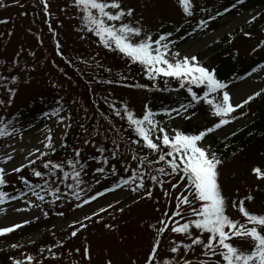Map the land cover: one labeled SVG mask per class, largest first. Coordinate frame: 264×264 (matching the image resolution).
Returning a JSON list of instances; mask_svg holds the SVG:
<instances>
[{
  "label": "snow or ice",
  "instance_id": "1",
  "mask_svg": "<svg viewBox=\"0 0 264 264\" xmlns=\"http://www.w3.org/2000/svg\"><path fill=\"white\" fill-rule=\"evenodd\" d=\"M244 2L245 0H234L229 7H224L222 12L212 13L205 7L197 9L195 0H178L185 23L188 22V18L194 17L197 11L206 16L196 21L192 32L209 28V21H214L224 13L243 5ZM40 3L46 17L44 22L55 38L57 34L52 24L50 2L40 0ZM14 4L21 8L24 7L21 0H14ZM8 6L4 0H0V7ZM71 7L78 9L80 13L81 26L77 28V31L83 33L81 39L88 34L97 37V43L104 49L120 56L130 66L138 64L143 70L145 79L152 82L151 86L144 83L124 84L123 86L145 90L155 88L158 92H178L184 89L187 98L177 107L162 106L159 110H154L149 103H144L142 115H137L134 110L130 109L127 102H120L117 106L116 100H109L108 96H111L109 93L108 96L103 97V103L115 117L126 123V128L117 129L109 145L106 143L109 137L104 132L100 129L90 130L81 123L79 127L85 136L79 139V146L73 147V155L66 160L53 161L46 157L54 155L58 148L67 151L69 148L67 129L72 127L71 123H66L71 120L70 116L59 115L64 111V107L58 101L59 107L43 115L44 117H58L57 123L63 125L65 129L61 136V143L57 146L52 130L48 129L45 140L41 142L45 150L35 148L29 151L24 157L26 162H21L10 170L0 167V205L7 201L23 200L26 207L16 208V211H27L35 207L47 218L49 213L41 207L43 203L55 204L59 201L63 204L65 200L75 201L74 208L83 209L97 201L98 198L104 197L106 193L127 189L134 195L132 202L138 204L144 200L156 199L154 189L158 186L169 207L161 213V217L155 223L147 224V228L152 232V238L144 264H264V213H253L246 207V202H252L255 199L252 193L237 199H230L223 194L219 176L224 160L210 143H206L209 134H215L217 130L237 120L239 118L235 115L237 109L244 108L256 98L264 95V89L254 91L239 103L234 104L227 90L228 84L218 79L215 68L210 69L205 66L195 54L181 55L179 50H173L177 40L184 39L183 35L174 37V33L181 32L180 27L156 33L146 30L143 16L138 18L135 9L132 6L123 5V0H71ZM260 15L261 13L257 12L246 20V23L251 24ZM6 23H8L7 20H0V24ZM164 26V22L161 21L159 27L164 28ZM11 34L8 33V35ZM243 34L246 37L251 35L250 32ZM185 35H190V33H185ZM260 45H264V41H261ZM55 48L56 54L71 65L72 61L64 56L59 40L56 41ZM29 55H34V53H29ZM16 56L19 57L20 52L16 53ZM3 63L4 61L0 60V64ZM11 63L15 66L19 62L13 59ZM82 63L91 66L87 60H83ZM95 67L100 69L104 66L96 61ZM104 71L111 74L112 70L104 68ZM252 71L254 72L255 68ZM118 76L119 79L96 80V83L121 84L128 79L124 75L118 74ZM8 79L9 77L0 76V81L7 82ZM10 79L15 84L18 77L11 75ZM161 80H163V87L159 83ZM172 81L178 84V88L171 86ZM194 88L202 90L203 94H198ZM8 91L10 93L8 103H11V95H14L15 89L9 88ZM3 103L4 101L0 100V104ZM201 103L210 106L211 115L218 118L217 122L203 130L185 132L179 128H171L169 131L165 126L167 122L157 118L164 116L168 118V121L175 117L190 120L196 112L192 111L191 115L187 113ZM100 115L109 125L116 127L105 113L100 112ZM240 115L246 114L241 112ZM10 124L11 121L5 122L0 118V138L12 137L20 131L12 128L9 132ZM231 135L235 136L236 132H232ZM87 148L93 149L94 154H86ZM13 160L14 156L7 154L4 159L0 160V163L7 165ZM93 162L97 165L91 169L95 184L99 185L102 180H107L109 177L116 179L111 186L89 194L93 192V188L84 177L88 175L90 163ZM132 162H135V167L132 166ZM37 165L44 171L38 170ZM66 165L71 171L65 170ZM27 168H30L31 175L42 183L33 184L27 177L19 175ZM121 172L130 174L125 176ZM251 173L255 177L256 186L260 192H264V168L252 167ZM11 174H17V180L26 190H20L14 195L3 190L9 183L6 177ZM69 179L71 183L67 182ZM61 186L67 191L61 192ZM177 190H179L178 194ZM41 192L50 194L53 199L45 201V195ZM29 194L41 203H35L29 199ZM119 203V199H114V202L99 207L90 215L85 214L82 219L73 220L68 226L71 229L68 238H77L78 234L89 226L85 221L99 222L94 221V217L102 220L101 214L114 209ZM229 206L239 212L241 219H234L227 214ZM185 209H187V216ZM118 210L123 213L125 208L121 207ZM3 211L4 209L0 208V212ZM156 211L159 212L160 209L156 208ZM56 215L63 217L65 213L60 211ZM31 222L25 219L10 226H0V237ZM105 227L110 231L113 230L111 224H105ZM166 234H175L181 239L176 240L170 235L166 249L169 256L161 259V252L165 250ZM31 242L34 243V241ZM19 247L17 243L9 245L10 249ZM64 247L63 241H57L52 246L41 248L40 255L43 257L44 252H48L51 256L45 258L58 260L60 257L53 249ZM75 251L79 253L81 249L76 248ZM82 258L91 264L90 246L83 248ZM9 259L11 264H43V259L37 260L30 254H25L23 259L17 257ZM106 264H113V262L109 258ZM129 264H137V260L130 259Z\"/></svg>",
  "mask_w": 264,
  "mask_h": 264
},
{
  "label": "trees",
  "instance_id": "2",
  "mask_svg": "<svg viewBox=\"0 0 264 264\" xmlns=\"http://www.w3.org/2000/svg\"><path fill=\"white\" fill-rule=\"evenodd\" d=\"M233 2L234 0H213L209 5H204L203 2H200V7H205L212 13L216 11L222 12L224 7H229ZM262 5H264V0H245L243 5L237 6L236 9L224 13L214 21H209V28L203 31L192 32V27L195 26L196 21L202 16L206 18L204 13L197 11L196 16L188 18L187 23L184 22L185 18L183 17L179 24H168L167 27H164L159 32L174 27H180L181 32L178 34L174 33V37L180 35L184 36V39L177 40L175 45V47L181 46L199 33L207 34L218 28L223 18L226 16L235 15L244 10L254 9ZM63 10L64 22L63 20L58 22L57 35L61 38V48L66 54L64 56L72 61L71 65L56 54L54 38L50 42V39L47 42L44 41L46 34L53 35V33L48 30V26L44 22L46 17L42 13V8L39 10L37 6H34V8L31 7L30 12L25 11L24 13L32 17V21L28 26V31L39 41V45L34 46L20 43L17 45L13 56L7 61L2 60L0 57V60L4 61L3 64H0V76L9 77L7 82L0 81V100L4 101L3 104H0V118L5 122L11 121L8 128L9 132L12 131V128L29 130L37 123L51 118L52 116L44 117L43 113H51L53 109L60 106L57 103L60 101L63 104L64 110L67 109V115L71 117L69 123L72 124V127L69 129L67 136L69 148L67 151L58 148L54 155H50V157H46V159L50 158L53 161H61L73 155V147L79 146V139L85 136L83 130L79 127L81 123L90 130L100 129L104 132L105 135L109 137V141L106 142L109 143V145L111 138L116 135V130L126 128V123L120 121L118 117H115L111 110L108 109L107 105L103 103V97L108 96L109 93H111V96H108L109 100H116L117 106H119L120 102H127L130 109L134 110L137 115H142L144 103H149L154 110H159L162 106L177 107L179 103L185 102L187 93L184 89H180L178 92H158L155 88L145 90L123 86L124 84L135 83H144L151 86L152 82L145 79L143 70L138 64L130 66L120 56L104 49L97 43V37L88 34L84 39L80 38L81 35H83V33L77 31V28L81 26L80 13L78 9L71 7V0H67V2L64 3ZM260 13L261 15L256 21L251 24L248 23L244 29L239 28L236 30L233 33V38L220 40L215 43L213 46L216 47L211 56L208 57L209 53H207V51L202 53L208 57L203 62L205 66L210 69L215 68L217 70L218 79L227 83L228 86L233 85L236 80L240 79L246 73L251 72L253 68L257 69L264 67V45H260V42L264 41V10ZM67 20H71L76 28L74 32L75 38L73 40L68 37L65 31V22ZM244 32H250L251 35L246 37L243 34ZM185 33H190V35H185ZM260 34H262V36L259 37ZM2 36L3 41L6 39L10 40V37L7 35ZM252 39L256 41L253 45L254 48L251 47L247 53L242 54L236 50L239 43L235 42V40L245 42ZM77 46L80 49L75 48ZM38 48L41 49V52L44 51L45 55L38 52ZM253 49H256V51H253ZM18 52H20L19 57L16 56ZM29 53H34V55H29ZM46 55L49 56V58H47ZM93 58H95V60H93ZM13 59L18 60V65L14 66L11 63ZM83 60L89 61L91 66L82 63ZM96 61H99L104 67L97 69L95 67ZM50 66H52L64 80L62 86L49 82L39 87L40 90L38 92H33L28 95L22 94V90L27 89L28 86L42 76L41 74L47 71ZM104 68H111V74L105 72ZM23 73H26V80L20 82ZM118 74L127 76L128 79L121 84L113 83L109 85L96 83V80L110 78L119 79ZM11 75H16L18 77L15 84H13L10 79ZM159 83L160 86L163 87V80ZM171 86L173 88H178V84L175 81L171 82ZM9 88L15 89L14 95H11V103H8L10 98ZM262 89H264V86ZM194 90L198 91L200 95L203 94L200 89L194 88ZM85 109H87V111H85ZM192 111H195L196 115L190 120H184L183 131L185 132L203 130L210 116H212L210 106L203 103L198 104L195 109L189 110L187 115H191ZM100 112L105 113L116 127L113 128L109 125L108 122L101 117ZM241 112L246 115L254 114V116L244 125L232 131L236 132L235 136H232V132H230L224 137L208 136L207 138L210 139L209 143L212 145L213 149L217 151V154L224 160V164L220 168L219 176V183L222 188H225L229 192L224 195L230 199H237L238 197L242 198L244 195L252 193L255 199L252 202H246V207L253 213H264V192H260L259 188L256 186L255 177L251 173L252 167L259 166L264 168V95L256 98L244 108L237 109L235 115L240 118L242 117L240 115ZM157 118L165 119L167 117L161 116ZM195 118H199V122H193ZM17 133H19V131H17L15 135ZM124 134L128 135L129 133ZM10 138L11 137L0 138V151L4 147L5 142ZM86 154H94V150L87 148ZM90 164L91 167L97 166L94 162ZM132 166L135 167V162H132ZM230 166H233L234 169L227 175H224V168ZM36 167L38 170L44 171L39 165ZM65 170L71 171L67 165ZM121 174L127 176L130 173L126 174L121 172ZM19 175L27 177L33 184L42 183V181L31 175L30 168L25 169ZM6 179L9 183L3 190L10 194L14 195L20 190H26L17 180V174H11L7 176ZM115 179V177H109L110 183L108 184L105 182L106 185L102 187L111 186V183ZM67 182L71 183L72 181L69 179ZM146 182L150 184L149 181ZM250 184H253V186L250 187ZM13 185L15 187H13ZM242 186H245L246 191L240 194L239 189ZM65 191H67V189L61 186V192ZM154 192L156 194L161 192L158 186L154 189ZM178 192L179 190H177V194ZM149 201H151L150 203L152 205L160 209V207H158L160 205L156 203L157 196L156 199ZM138 204L132 203L130 208L123 213L118 211L111 216H104V213L101 216L103 218L102 220L93 224H88V228L82 230L77 238H68L71 231V229H69L64 234L49 235L28 248L10 249L7 247L1 249L0 264H11L10 257L23 259L25 254L33 255L37 260L43 259V264L65 263L69 256L78 254L75 251L76 248H80L81 251L79 254H83V248L89 243V239H87L89 233L105 234L104 237H106L109 229L105 227V224H111L115 230H120L123 225H130L133 222L131 219L132 214L127 216V212L130 209L134 210ZM256 204L260 205L261 209L251 210V207H255ZM166 205L168 208L169 205L167 203ZM230 208L232 207L229 206L227 208V214ZM165 210L166 209L163 211ZM185 215L187 216V209H185ZM113 217H115V219H113ZM20 234V230H15L10 234L0 237V241H2V239L12 241L20 236ZM172 236H174L176 240L181 239L178 235L172 234ZM57 241H63L65 243L64 248L53 249L60 259L54 260L45 258L51 256V253L48 252H44L43 257L40 255V248L52 246L56 244ZM197 251H199V249H197Z\"/></svg>",
  "mask_w": 264,
  "mask_h": 264
},
{
  "label": "rangeland",
  "instance_id": "3",
  "mask_svg": "<svg viewBox=\"0 0 264 264\" xmlns=\"http://www.w3.org/2000/svg\"><path fill=\"white\" fill-rule=\"evenodd\" d=\"M213 0H195L197 5V9L200 7V2H203L204 5H209ZM50 2V10L53 16L52 24L53 28L57 33L58 22L63 20V5L67 2V0H49ZM8 7H0V20H7L8 23L0 24V57L2 60L7 61L9 58L13 56L16 51V47L18 44H26V45H34L38 46L39 41L35 39V37L29 33L28 26L32 21V17L29 15H25V11L30 12V8L37 6L39 10L43 8L40 0H21V3L24 4V7L21 8L14 4V0H4ZM35 4V5H34ZM123 5L132 6L136 11V16L139 18L143 16V23L146 30H151L152 32H159L163 28H160L161 21L164 22V27H167L168 24H179L181 22V18H183L182 10L178 4V0H123ZM264 10V5L254 8L244 10L235 15H228L223 18L221 25L212 30L211 32L204 34L199 33L194 38L190 39L188 42L181 46L175 47L173 50H179L181 55L185 54H195L198 58L204 62L209 56L214 53L213 46L220 40H228L233 38L234 32L239 28L244 29L248 23V20L252 15H255L257 12H262ZM43 13V11H42ZM196 16V14H195ZM194 16V17H195ZM65 31L68 37L73 40L75 38L74 32L76 28L71 20H67L65 22ZM8 33H12L8 35ZM2 35H7L10 37V40L6 39L3 41ZM262 34L259 35V37ZM54 38L53 35L46 34L44 41L49 42ZM56 41L61 40L60 36L56 35ZM239 46L237 45L236 50L240 53H247L250 48H254V43L256 42L254 39L249 41H237ZM213 47V48H212ZM80 49L78 46L75 47ZM38 52L44 54L45 52L41 49H37ZM204 51H207L208 57L202 54ZM79 52V51H78ZM64 53V52H63ZM45 55V54H44ZM64 55H66L64 53ZM59 56V55H58ZM47 58L49 56L46 55ZM59 58V57H58ZM39 78L33 81L27 89L22 90V94L28 95L33 92H38L40 90L39 87L47 83L58 84L62 86L63 79L62 77L55 71V69L50 66V68L43 72ZM26 80V73L20 78V82H24ZM264 86V68H258L254 72L251 71L240 79L236 80L233 85L228 86L227 90L230 92L232 96L233 103H239L243 99L247 97V95L252 94L254 91H259ZM59 115H67V109L61 112ZM253 115H244L237 120L232 121L230 125L224 126L222 129L217 130L215 134H209V137H224L230 132L236 130L238 127L244 125L249 119H251ZM58 117L52 116L51 118L37 123L29 130H20L19 133L11 137L4 144V147L0 151V160L4 159L7 154H11L14 156V160L9 162L7 165L0 163V167H6V170H10L12 167L17 166L21 162L24 161V157L27 153L35 148H41L42 141L45 140V136L47 135L48 129L52 130L53 138L57 146L61 143V136L65 131L63 125L57 123ZM166 121V127L171 130V128H179L183 130V122L184 120L180 117H175V119L168 121V118L163 119ZM218 118L210 116L207 126H211L214 122H217ZM193 122H199V118H195ZM69 123V121H66ZM47 126V127H46ZM70 129V128H69ZM67 129V132L69 131ZM210 139L206 138V143H209ZM91 164L88 169V175L84 177V179L92 185L93 192L89 194H94V191L103 190L105 182L110 183L109 178L107 180H102L99 185L95 184L92 179ZM233 166L224 168V175H227L233 170ZM257 183V182H255ZM253 184H250L252 187ZM102 187V188H100ZM106 187V186H105ZM223 189V194L229 193L225 188ZM239 193L243 194L246 191L245 186H242L239 189ZM36 191H40V189H36ZM42 195H45V201H51L53 197L50 194H45L41 192ZM156 194V193H155ZM161 192H158L155 196H157V200L159 203H156L160 206V211H156V206L152 205L149 200H144L136 205V208L130 209L127 212V216L132 214L133 222L126 226L123 225L119 230L113 229L112 231L108 230L107 236L101 234H93L89 233V243L87 246L91 248V264H106L107 259H111L113 264H129L130 259H136L137 264H144V259L146 257L148 248L150 246V241L152 238V232L147 228L148 223H155L157 219L161 217V213L164 209H167L166 198H164ZM29 199H32L35 203H41L37 201L35 197H32L29 194ZM114 199H119L120 203L115 206L114 209H109L104 216H111L114 213H117L119 208L124 207L127 211L130 208V205L133 203L134 195L131 194L127 189L121 191L117 190L115 193H106L104 197L98 198L97 201L92 202L90 205L85 206L83 209H75L74 203L75 201L69 202L65 200L62 204L57 201L55 204L43 203L41 207L44 210L48 211L49 215L47 218L43 216V213L33 207L27 211H16V208H25L23 200L20 201H7L5 204L0 205V208L4 209L3 212H0V226H10L14 223H20L25 219L32 221L31 223L24 225L22 228L18 229L21 231L20 236L15 238L12 241H7L6 239H2L0 241V250L9 247L12 243H17L20 245L18 249L28 248L33 244L37 243L41 239L48 237L49 235L56 234H64L70 228L69 224L72 223L75 219H82L85 214H91L92 211L98 210L99 207H104L108 203L114 202ZM162 200V201H161ZM261 209L260 205H255V207H251V210ZM63 211L65 215L60 217L56 215L57 212ZM104 213L101 214V216ZM228 214L230 217L241 219L239 212L234 209H228ZM39 217V219H36ZM100 218H95L94 221H100ZM85 223L93 224L96 222H88ZM172 234H166L164 238L165 250L161 252V259L167 257L169 253L167 252V245ZM31 241H34L32 243ZM41 249V248H40ZM83 254L71 255L66 260L65 263L62 264H88L86 259H83Z\"/></svg>",
  "mask_w": 264,
  "mask_h": 264
}]
</instances>
